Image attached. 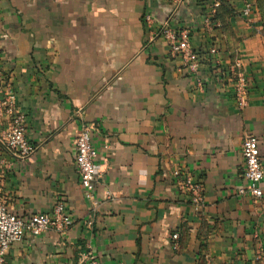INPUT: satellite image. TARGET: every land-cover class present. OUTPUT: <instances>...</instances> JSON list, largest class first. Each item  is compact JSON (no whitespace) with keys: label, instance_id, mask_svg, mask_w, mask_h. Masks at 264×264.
Segmentation results:
<instances>
[{"label":"crops","instance_id":"crops-1","mask_svg":"<svg viewBox=\"0 0 264 264\" xmlns=\"http://www.w3.org/2000/svg\"><path fill=\"white\" fill-rule=\"evenodd\" d=\"M240 1L219 0V26L205 28L211 0H0V78L34 148L21 158L0 139V197L23 218L57 201L72 218L11 246L5 264H81L88 251L102 264H264V177L261 198L237 194L249 134L264 169V38ZM165 18L208 52L196 70L160 34ZM236 60L248 77L242 110L228 73ZM11 118L0 115L1 130ZM83 126L92 200L74 162ZM174 170L202 187L198 209Z\"/></svg>","mask_w":264,"mask_h":264},{"label":"built area","instance_id":"built-area-1","mask_svg":"<svg viewBox=\"0 0 264 264\" xmlns=\"http://www.w3.org/2000/svg\"><path fill=\"white\" fill-rule=\"evenodd\" d=\"M219 0H211L206 13L201 19L205 28L219 26L214 20ZM254 3L251 0H241L238 15L249 18L255 12ZM170 18L158 21L159 31L168 42L171 52L179 55L182 61L190 70H196L199 58L192 49L189 38V29H175L170 24ZM144 22L152 27L156 22L150 14L144 16ZM212 53H214V49ZM229 78L232 82L234 95L239 109H243L247 103L248 77L239 60L234 61L229 68ZM204 79H197L198 88L204 85ZM16 98L11 90L4 86L0 78V115L3 112L12 114L11 122L7 129H0V139L12 155L24 158L33 152V147L25 135L24 118L21 113L15 111ZM241 155L243 158L242 179L244 183L238 187L237 194L261 198L263 196L262 180L264 169L261 160L260 149L256 136L249 134L241 142ZM95 151L92 145L91 128L83 126L75 136V166L79 177V184L84 195L89 200L93 194L98 178L95 166ZM173 176L180 181L181 187L189 195L195 209L201 206L203 201L202 187L192 181L191 176L183 175L179 170L173 171ZM72 225L71 214L67 211L62 201H57L50 213L37 212L28 218L14 214L2 201L0 197V264H5L6 254L11 246L20 243L26 236L38 237L42 233L56 229L64 231ZM176 241L178 234H172ZM175 247V244H174ZM81 264H102L96 256L88 251L83 254Z\"/></svg>","mask_w":264,"mask_h":264},{"label":"rangeland","instance_id":"rangeland-1","mask_svg":"<svg viewBox=\"0 0 264 264\" xmlns=\"http://www.w3.org/2000/svg\"><path fill=\"white\" fill-rule=\"evenodd\" d=\"M255 6V14L256 22L259 27V31L262 33L264 38V0H251Z\"/></svg>","mask_w":264,"mask_h":264},{"label":"trees","instance_id":"trees-1","mask_svg":"<svg viewBox=\"0 0 264 264\" xmlns=\"http://www.w3.org/2000/svg\"><path fill=\"white\" fill-rule=\"evenodd\" d=\"M219 9H217L216 10V14H215V17L213 18L214 20H216V21H218V16H219V11H218ZM196 52V54L198 55V58L199 59H203V56H205V55H207V56H209V54H208V52L207 51H204V52H200V51H195Z\"/></svg>","mask_w":264,"mask_h":264}]
</instances>
